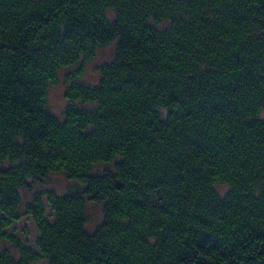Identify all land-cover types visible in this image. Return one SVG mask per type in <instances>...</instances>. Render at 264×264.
Wrapping results in <instances>:
<instances>
[{
  "label": "trees",
  "instance_id": "16d2710c",
  "mask_svg": "<svg viewBox=\"0 0 264 264\" xmlns=\"http://www.w3.org/2000/svg\"><path fill=\"white\" fill-rule=\"evenodd\" d=\"M40 261L264 264V0H0V264Z\"/></svg>",
  "mask_w": 264,
  "mask_h": 264
},
{
  "label": "rangeland",
  "instance_id": "374dc122",
  "mask_svg": "<svg viewBox=\"0 0 264 264\" xmlns=\"http://www.w3.org/2000/svg\"><path fill=\"white\" fill-rule=\"evenodd\" d=\"M113 57V49L112 46L99 49L94 59L89 62L86 67L83 76L80 79V82L92 86L95 85L98 80L97 75V67L102 63L111 61ZM65 70L62 71L59 75V83L55 86H50L48 88L47 94V107L48 110L55 116L61 117L67 102L63 98V74ZM35 190L44 189V190H51L57 194H63L68 190L74 187V183L66 179L63 174H51L48 175L45 179H43L39 183H35L34 185ZM216 190L220 195H223L227 190L226 187L218 185L216 186ZM21 196L24 201H27L29 198V194L25 192H21ZM87 215L89 218V222L87 228L89 230L94 229L95 226L101 221L102 214H101V206L99 205H87ZM46 218L49 222L53 219L50 217L49 208L46 206ZM6 232L15 236L22 245L28 246L32 250L35 251L34 248V240L37 236L36 226L31 221V219L27 217H22L18 222L13 223ZM36 264H46L45 261H40Z\"/></svg>",
  "mask_w": 264,
  "mask_h": 264
}]
</instances>
